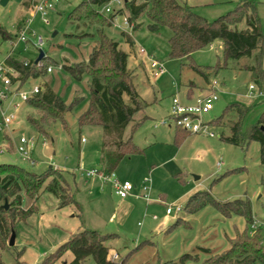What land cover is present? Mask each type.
I'll return each mask as SVG.
<instances>
[{
  "label": "rangeland",
  "instance_id": "obj_1",
  "mask_svg": "<svg viewBox=\"0 0 264 264\" xmlns=\"http://www.w3.org/2000/svg\"><path fill=\"white\" fill-rule=\"evenodd\" d=\"M22 1L0 0V24L13 33L17 19L28 13ZM82 1L55 0V10L49 15L50 24H44L37 17L34 27L47 39L44 51L49 59L46 64L54 66V72L31 80L28 85L37 83L45 88L49 85L66 103L75 100L77 105L65 114L64 121L49 115L48 122L41 120L43 113L37 108L25 105L20 120L13 124L15 137L24 135L28 139H35V163L20 157L12 161L36 174H43L50 167L61 171L71 184L76 204L61 208L56 196L43 190L37 202V213L17 226L15 246H9L11 236L8 238L7 249L2 252L3 264H38L72 235L84 229L118 234L107 243L110 248L109 260L118 264H181L180 259L186 255L191 260L185 264H203L209 258L229 250L238 234L246 231L252 234L262 229L264 237V164L261 162V144L251 141L246 145H236L226 142L222 137L230 135L231 124L238 120L233 111L224 114L231 103L254 101L245 103L254 108L244 121V131L258 121L264 110V94L259 93L254 74L249 70L250 59L229 60L226 67L218 68L219 63L224 62L223 42L220 39L215 41L213 47L209 45L194 52L191 59L172 58L169 56L168 42L171 30L162 27L158 32H152L148 27L150 20L145 15L139 19L141 26L138 29L128 27L125 19L130 13L125 5L126 0H111L104 6L94 7L106 17L116 14L112 25L98 19H71L70 13ZM252 1L264 31V0ZM32 6L29 3V8ZM233 8L235 5L228 6L226 3L215 11L205 9L203 5L194 9L213 20ZM237 27H245V23ZM100 31L113 37L124 50L130 49L144 58L155 54V59L165 63L166 74L160 75L155 83L152 82L154 88H150L151 92L145 96L152 103L146 108L151 118L146 119L134 132V142L144 152L126 156L116 169L119 180L138 187L145 179L152 180L151 202L148 205L145 201H139L134 202L132 207L122 206L111 183L103 191L94 190L91 189L92 180L86 177L90 169L105 166L100 154L104 133L101 127L79 125L78 118L90 100V76L78 81L68 73L66 66L89 59L93 48L99 43ZM3 42L0 49L5 53L9 42ZM142 48L145 52H141ZM191 64L204 68L210 82L218 80L224 86L214 109L205 115L207 120L221 116L223 119L213 124L211 130L215 132L214 136L207 133L191 134L184 142L177 144L173 130L164 127L154 130L153 119L159 121L162 115L169 112L173 92L178 91L183 97L188 87L191 92L193 87H206V77L192 68ZM138 72L141 76L136 78L135 83L143 89L148 84V78L145 73ZM250 84L257 85L255 92L249 88ZM155 93L160 96L156 103L153 100ZM78 97L82 98L79 103ZM141 115L143 113L138 114L136 119H140ZM28 116L40 122L45 132L37 131L28 122ZM130 129L131 125L125 137ZM155 132L156 136L153 134ZM3 135L0 132V139ZM195 194L198 196L190 212L186 210V204ZM238 201L251 203V223L237 214L241 209L237 210L240 207ZM32 203L24 196V209ZM176 207H182V211L167 214L168 208ZM154 216L158 219L154 220ZM73 258L68 252L56 264H69ZM85 264L96 262L90 257Z\"/></svg>",
  "mask_w": 264,
  "mask_h": 264
},
{
  "label": "trees",
  "instance_id": "obj_2",
  "mask_svg": "<svg viewBox=\"0 0 264 264\" xmlns=\"http://www.w3.org/2000/svg\"><path fill=\"white\" fill-rule=\"evenodd\" d=\"M111 0H84L70 13L71 19H98L107 25H112L116 14L106 17L94 7H101ZM129 10L128 22L133 30L138 29L141 23L137 22L142 16L150 20L149 29L158 32L162 27H168L172 34L168 39L169 56L172 58L191 59L194 52L204 49L214 41H223V64L218 68L226 67L229 60H240L253 56V63L249 70L254 74L255 83L259 90L264 86V31L261 19L252 0H242L236 3L235 8L227 13L210 20L196 12L193 6L181 0H136L125 2ZM112 21V22H111ZM134 22V23H133ZM242 22L246 28L237 27ZM0 33L4 39L7 31L0 26ZM49 56L41 59V65L25 66L21 60L14 58L9 62L21 71L22 83L30 77H37L47 73L46 61ZM129 54L122 50L119 42L110 37L106 32L100 31L99 43L87 61L76 65L66 66V70L76 80L81 81L85 76H90V100L86 110L78 118L80 126L101 127L104 133L102 141L104 168L116 171L128 155L141 154L144 151L134 142V132L147 119H136L137 113L147 107V102L139 94L134 83L133 71L128 68ZM197 72L208 80L206 70L191 64ZM192 96V92H188ZM127 97V99H126ZM82 98L78 97V103ZM27 103L43 113L41 120L48 122L49 115L64 121L65 114L73 110L76 101L66 103L63 97L51 87L32 96ZM254 106L240 101L231 103L224 111L237 115V122L231 124V133L222 136L232 144L246 145L251 141L261 144V162L264 164V110L258 121L246 131L243 124ZM223 114V115H224ZM223 116L216 118L212 123H217ZM28 122L39 132H45L37 120L31 116ZM131 125L130 133L125 137L126 129ZM190 134L177 128L175 142L181 144ZM45 190L56 196L61 208L76 204L71 184L58 169L50 167L43 174L33 173L15 163H0V264H3L2 252L7 249L8 238L17 232V226L38 211L37 202L41 192ZM24 196L33 203L24 209ZM193 195L186 204V210L197 199ZM6 203L8 209L5 208ZM240 207L237 214L243 216L248 223L252 221V209L249 201H238ZM241 204L243 207H241ZM239 206V205H238ZM226 210V207H225ZM230 211V209H228ZM233 210V209H231ZM17 236V233H16ZM116 234H103L99 231L84 229L62 244L57 250L45 256L38 264H56L66 253L73 255L69 264H85L92 257L96 264H118L109 260L110 248L107 243ZM264 237L262 229L254 233L249 231L238 234L231 248L225 253L209 258L203 264H264ZM186 255L180 259L181 264L190 261Z\"/></svg>",
  "mask_w": 264,
  "mask_h": 264
},
{
  "label": "built area",
  "instance_id": "obj_3",
  "mask_svg": "<svg viewBox=\"0 0 264 264\" xmlns=\"http://www.w3.org/2000/svg\"><path fill=\"white\" fill-rule=\"evenodd\" d=\"M54 10L55 0H38L33 6V13L26 19L23 27L19 31L17 39L10 41V50L3 53L0 49V131L6 132V130L18 119L22 104L42 91V87L39 84L31 85L29 88L26 87V81L22 83L21 80V71L11 64L9 59L14 58L20 60L15 53L21 42L24 44V51H27L30 46H33L37 53L35 58H24L21 62L25 66L41 65V59L47 56L44 52L47 39L42 33L37 31L34 27V23L37 17H39L44 24H50L49 15ZM125 23L129 24L128 17L125 19ZM141 51L145 52V49L142 48ZM41 52L44 54L42 58L39 59ZM153 64V73L155 75L160 76L166 73L164 62L155 60ZM53 71L54 66L49 65L47 67V73ZM249 87L252 91L256 89L255 84H250ZM220 91L219 81L213 80L210 82L207 90H202L195 96L186 94L182 98L178 94H175L171 99L169 114L160 118L159 121L156 120L154 126L181 128L193 134L207 133L210 136H214L215 132L211 130L213 127V120H207L205 115L209 114L214 109L215 102L220 98ZM44 145L47 148L46 142H44ZM34 150V138L28 139L24 135L18 137L16 151L21 159H27L35 163L33 159ZM86 177L97 178L103 183H111L116 195L121 199L131 197L137 188V186L131 182L119 180L115 171L105 168H92L87 171ZM151 185V179H145L141 185V189L144 192L142 197L146 201H150ZM181 211L182 207H176V209L168 208L167 214L171 215L174 212L180 213ZM154 219L157 220L158 217L154 216Z\"/></svg>",
  "mask_w": 264,
  "mask_h": 264
},
{
  "label": "crops",
  "instance_id": "obj_4",
  "mask_svg": "<svg viewBox=\"0 0 264 264\" xmlns=\"http://www.w3.org/2000/svg\"><path fill=\"white\" fill-rule=\"evenodd\" d=\"M36 1H38V0H24V1H22L23 2V6L26 8V10L28 11L29 14L27 13V16H25V17L22 16L21 18L17 19V21L15 22V25H14V29H15V32L14 33L12 31H9L8 29H6L4 26H2L0 24V26H2L7 31V35H8L7 38L4 39L2 37V35H1V33H0V37L2 39L0 41V47L3 46V44H4L3 41H8L9 42V47L7 48V50L5 52H7L8 50H10V48H11L10 41L17 39L18 33L21 30V28L23 27L24 22L33 13V6H34V3ZM181 1L187 3V4L191 5V6H193L194 8H196V7L200 6V5H203L205 9H212V10L215 11V9L218 10L219 7H221V5H225L227 3L228 6H233V5H236L237 2L242 1V0H181ZM199 1H201L203 3H197ZM29 3H31V5L33 4L32 8L31 7L29 8ZM137 22H139V19H138ZM242 23H244V22H242ZM127 25H128V27H130L129 24H127ZM239 28L240 29H245L246 28V25H245V27H239ZM55 33H56V31H55ZM124 33H127L129 35V33L127 31H125V30H124ZM215 43L216 42L214 41L212 44H210V46L213 47L215 45ZM23 48H24V44L20 42L19 45H18V47H17L16 53H15V55L18 57V59L23 60L24 58H35L37 56L36 50H35V48L33 46H30L27 51H24ZM222 48L224 49V44H223V47ZM122 50H124V49H122ZM124 51H126L129 54L128 68L129 69L131 68V70L134 71L133 72V75H134V83H135L136 78L138 76L139 77L141 76V73H139L138 70H140L142 73H145V76L148 78V84L146 83L145 84L146 86L143 89H140V87L135 83L136 88H137L139 94L147 102L148 105H147L146 108H148L152 103H150L145 98V96H146V94H149L151 92V89L150 88H152V89L154 88L153 87L154 86L153 83H155L156 80H157V78L159 77V76H157V75H155L153 73V67H154V64L153 63H154L155 60H157V59H155L156 56H155V54H151V55H148L147 58H144L142 56V54H137L136 52H133L130 49L129 50H124ZM45 54L47 55L46 52H45ZM248 58L250 59L251 64H252L253 63L252 60L254 59L253 56L252 57H248ZM159 61H161V60H159ZM149 71H150V74H149ZM53 72H48V73H53ZM48 73H46V74H48ZM165 74H162V75H165ZM45 75H40V76H45ZM40 76L30 77L26 81V87H28V85L30 84L31 80L37 79ZM209 82H210V80H207L206 87L205 88L203 86L202 87H193L194 90L192 91V96H195L196 93H199L202 90H207L208 87H209ZM32 84L34 85V84H37V83H32ZM222 84L224 85L225 83L223 82ZM39 85L42 87V91L46 89L45 86H43L42 84H39ZM46 87H50V86L47 85ZM223 87L224 86H222L220 84V88H223ZM189 88L190 87H188V89L186 91V94H189L188 93V92H190V89ZM255 90H257V88ZM255 90H253V91L255 92ZM175 92H173V94L171 96V99H172V97L175 94H178L179 96H181L180 93H178V91L176 93ZM259 93L260 94H262V93L264 94V86H263V89L260 90ZM245 97L247 98V96H245ZM248 99H250V98L248 97ZM153 100H154L155 103L158 102V100H160V96L156 95V93H155ZM240 102H242V103H250V102H254V101L249 100V101L246 102L244 100H242V101L240 100ZM88 104H89V102H88ZM25 105H29V104L27 102L24 103V104H22V107H21V109L19 111V117L15 121V123L20 120L21 115L23 114V110H24V106ZM168 107L170 109V107H171V100H170V104H169ZM146 108H144L143 110H141L140 112H138L137 115L140 114V113H143V115L140 116L141 118L142 117H146L147 119H150L151 116L146 113ZM168 114H169V112L165 113L160 118H163V117L167 116ZM0 119H1V106H0ZM153 120L155 122L157 119H153ZM93 127H96V126H93ZM162 127L166 128V130H173V132H174V139L176 138L177 128H172V127L170 128V127H166V126L155 127L153 125L154 130H158V129L162 128ZM9 130H10V132H9ZM13 131H15V128H14V125L13 124L11 125V127L9 129L6 130V132L5 131H0V132H2L4 134L3 135V138L0 139V161H5V160L6 161L7 160H11L12 161L13 159H15V161L16 160H19V155L17 154V151H16V146L18 144V138L13 135ZM153 134L156 136V132L153 133ZM191 134H193V133H190V135L186 136L182 142H184L189 136H191ZM103 139H104V137H103ZM83 140H85V139H83ZM45 148H46V146H45ZM46 149H48V145H47V148ZM2 151H4V152H2ZM100 154L102 155V156L100 155L101 156V159H103V161H104V158H103L104 157L103 156V150H101ZM125 159L123 161H125ZM15 161H12V162L13 163H16ZM95 168H104V166L103 167L102 166H97ZM115 173H116V171H115ZM87 179L92 180L93 183H92L91 189H94V190H98L99 189L100 191L101 190L103 191L105 189V187L108 185V183H103L101 180H99L97 178H88L87 177ZM143 193L144 192L142 191L141 186L140 187L137 186V188L135 189V191L133 192V195L131 197H129L127 199H121L118 196V198H119V204L122 205V206L132 207V206H134V202L136 203V202H139V201H145L147 203V205H148L151 202V198H150V201H146L142 197L143 196ZM78 209H79V204H78ZM129 213H130V211H129ZM127 215H128V212H127ZM116 235H118V234H116Z\"/></svg>",
  "mask_w": 264,
  "mask_h": 264
},
{
  "label": "water",
  "instance_id": "obj_5",
  "mask_svg": "<svg viewBox=\"0 0 264 264\" xmlns=\"http://www.w3.org/2000/svg\"><path fill=\"white\" fill-rule=\"evenodd\" d=\"M43 54H44V53L41 52V55H40V58H39V59L42 58ZM261 128L264 130V125H262ZM8 207H9V206H8V204L6 203L5 208L8 209ZM16 237H17V236H16V233L13 232L12 235H11L10 241H9V246H10V247L15 246V244H16Z\"/></svg>",
  "mask_w": 264,
  "mask_h": 264
}]
</instances>
